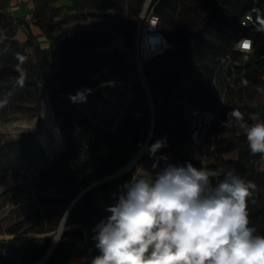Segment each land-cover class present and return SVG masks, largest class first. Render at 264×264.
Wrapping results in <instances>:
<instances>
[{
  "label": "trees",
  "instance_id": "trees-1",
  "mask_svg": "<svg viewBox=\"0 0 264 264\" xmlns=\"http://www.w3.org/2000/svg\"><path fill=\"white\" fill-rule=\"evenodd\" d=\"M144 2L70 0L71 11L57 20L58 10L65 3L37 0L32 22L46 36L49 47L42 49L36 36L30 33L25 43L11 40L9 48L0 55V111L20 108L22 100L38 105L47 91L63 139L62 150L50 159L37 133L11 138L0 132V174L23 172L32 195L9 228L12 237L0 239L1 264H36L44 259L54 243L52 232L61 225L74 200L91 185L69 209L60 240L44 264H69L73 258L91 264L99 254L92 239L93 229L110 215L105 209L116 202L112 192L131 180L134 169L106 178L124 166L130 148L145 143L148 136L136 134L132 145L128 144L123 132L128 121L118 128L112 126L103 103L107 101V91H113V83L131 82L132 63L117 58L100 66L91 53L106 46L116 30L129 39V44H134L136 17ZM87 3L113 12H88ZM75 9L83 13H75ZM149 10L159 16V31L170 45L143 63L154 102H160L146 153L147 158H157L192 142L194 128L184 112L183 101H192L191 110L216 112V119L206 130L209 131L218 123L225 105L216 87L221 86L229 95L232 91L227 85L229 79L239 77L251 87L264 82V31L241 24L246 13L256 19L259 10V15L264 16V0H153ZM72 20L74 23L69 24ZM0 23L7 33L16 29L13 18L1 10ZM19 24L28 25L24 19ZM244 37L252 39L251 53L236 48ZM27 46H34L37 61L28 55ZM17 53L26 57L23 64L19 63ZM18 67L26 73L23 87L17 83ZM170 71L173 74L168 88L159 100L153 77ZM85 89L91 90L86 93V102L73 103L69 99L70 94ZM158 140H163L165 146L150 156L149 148ZM207 141L201 152L212 161L206 169L235 170L236 175L255 185L247 201L249 226L256 229L255 234L264 235V169L250 166L264 155L252 154L247 139L218 134L213 146ZM222 177L223 172L220 178H212L213 185ZM96 181L99 183L93 185ZM99 196L103 205L99 204ZM74 223L80 227L68 228Z\"/></svg>",
  "mask_w": 264,
  "mask_h": 264
},
{
  "label": "clouds",
  "instance_id": "clouds-1",
  "mask_svg": "<svg viewBox=\"0 0 264 264\" xmlns=\"http://www.w3.org/2000/svg\"><path fill=\"white\" fill-rule=\"evenodd\" d=\"M257 11V31H264V18ZM246 26V25H243ZM238 49L251 53L253 42L238 41ZM20 64L26 57L17 53ZM243 59L246 61L248 55ZM18 85L23 87L26 73L19 67ZM90 89L69 95L73 103L86 102ZM233 108L223 127L237 125L246 134L252 154L264 155V122ZM165 146L158 140L149 148L155 156ZM167 160V157H160ZM149 171L138 167L131 180L122 185L110 213L95 225L92 239L99 254L91 264H264V235L250 227L247 201L255 189L235 170H211L166 163ZM222 179L213 185L212 178Z\"/></svg>",
  "mask_w": 264,
  "mask_h": 264
},
{
  "label": "rangeland",
  "instance_id": "rangeland-1",
  "mask_svg": "<svg viewBox=\"0 0 264 264\" xmlns=\"http://www.w3.org/2000/svg\"><path fill=\"white\" fill-rule=\"evenodd\" d=\"M152 1L153 0H145L142 11L136 17L134 44H129V39L116 30L106 46L97 48L91 53L95 62L100 66L117 58H126L132 63L131 82L113 83V91H107V101L103 102L104 107L108 109V113L110 114L109 119L113 122L112 126L118 128L125 121H128L129 124L127 129L123 132L125 133V141L130 145H132L131 140L136 134H139L140 137H147L149 135L151 126L157 115L156 110H158L160 105L159 101L154 102L151 86L144 72L143 63L145 61L139 55L136 45L138 24L142 18H146L149 15V7ZM210 1L216 2L217 0ZM36 2L37 0H33L34 4ZM62 2L65 4L59 8L58 15L55 18L57 20L61 19L71 11L69 7L70 0H62ZM85 9L88 12H98L99 10L98 7H95L90 3H87ZM73 11L75 13H83L82 10L79 12L78 9ZM99 11H104L106 13L113 12L112 10L105 11L102 9ZM32 19L33 16H31L30 20ZM88 19H91V16H88ZM72 23H74V20L69 22V24ZM172 74L173 71L166 74L157 73V75L153 77V84L157 89L155 95L157 99H162V95L168 88ZM145 83L150 91L151 99H149L147 95ZM227 85L231 86L232 89L231 93H229L230 96L221 90V86L216 87L218 93L224 98L225 105L219 113L218 123H215L209 131L205 132L201 143L187 142L180 146L175 152L165 153L157 158H147L146 149L140 159L132 164L134 157L139 153L142 146L145 145V143H139L130 148L128 162L117 169L116 172L129 165L130 167L128 169H134V173L137 170L138 174H142L141 170L137 169L138 167L151 171L153 170V165L156 164V170L158 171L162 169L166 163L184 165L186 162H190L197 168H206V165L212 161V158H206L202 155V149L207 147L204 142L205 139H207V143L212 146L214 145V136L218 134L236 137L238 140L246 139V134L243 129L239 128L237 125H234L232 128H225L223 127L222 122L227 119V113L233 108L238 109L244 114V122L249 125L253 123V121L249 119L250 114L253 113L258 114L260 118L259 122H264V82L261 81L258 86L251 87L246 85L241 78L236 77L227 80ZM65 96L67 95L65 94ZM187 100L188 101L182 102V106L185 114L188 115L192 128H194L195 120L192 119L193 114L191 111V104L193 103L189 99ZM93 101H95L94 98ZM97 101L102 102L98 97ZM42 104V113L38 115V120L36 118L28 120V122H30L28 129L20 128L17 124L14 125V123L5 124L4 128L6 129V135L11 138L21 137L27 133V131L38 132L40 136H42V141L48 151L49 157L52 158L62 149L63 143L59 135L57 124L53 121V115L49 103L43 102ZM160 157H167V160L160 159ZM250 166L264 169V156L252 161ZM98 183L99 181H96L93 185ZM28 191L27 178L23 172L0 174V239H6V237L12 236L9 232L10 226L16 222L15 220L21 215L32 198V195H30ZM121 191L122 189L112 192L114 199ZM97 199L99 200V204L103 205V198L99 196ZM65 216L67 221V215ZM59 231L60 226L56 231L52 232L54 240H56Z\"/></svg>",
  "mask_w": 264,
  "mask_h": 264
},
{
  "label": "crops",
  "instance_id": "crops-1",
  "mask_svg": "<svg viewBox=\"0 0 264 264\" xmlns=\"http://www.w3.org/2000/svg\"><path fill=\"white\" fill-rule=\"evenodd\" d=\"M33 8H34L33 0H0V10L3 11V13H6L13 18V23H14L15 28H16L14 31H10L9 33H7L6 30L3 28V26L0 23V55L9 48L11 40L17 39L19 42L25 43L29 39L30 33L34 34L36 36V41H38V43L42 49H47L49 47V41L46 38V36L43 35L41 29L37 25H35L32 22V20H30L31 16H33V11H34ZM21 19H24L28 23V25L19 24ZM31 38H33V36ZM34 40H35V37H34ZM26 52L28 53V55H30V57L32 59L34 58V61H37L38 57H37V54L35 52L34 46H27ZM40 92H42V89ZM43 102H48L50 105V109H51V112L53 115V121H55L57 124V128L59 130V135H60L61 141L63 143L60 128H59V125H58V123L54 117L53 110H52L51 103H50L49 94L47 91H44V93L42 95L41 102L38 105L33 101L22 100L20 102V105H21L20 108L8 107L5 110V112L0 111V132L6 134V129L4 128V125L7 123H10V124L14 123V125L17 124V126H19L20 128L28 129V126L30 124V122H28V120L32 119V118H36L38 120V115H40V113H42V110H43V104L42 103ZM35 105H37L38 108L34 109ZM186 116L188 117L187 114H186ZM191 116H192V114H191ZM191 116H189V117H191ZM192 119L195 120L193 116H192ZM37 123H38V121H37ZM28 132H30V131H27V133ZM31 132L37 133L42 144L44 145V143L42 141V136H40V134L36 131H31ZM44 147H45V145H44ZM46 152L48 154L47 149H46ZM48 156H49V154H48ZM54 157H52V158L49 157V158L53 159ZM91 187H92V185L87 187L86 189H84L79 194L77 199L86 190L90 189ZM77 227H80V224L74 223V224H71L68 226V228H77ZM11 237H6V239H9ZM0 264H1V262H0ZM69 264H85V263H84V259L82 260L79 258H73Z\"/></svg>",
  "mask_w": 264,
  "mask_h": 264
},
{
  "label": "built area",
  "instance_id": "built-area-1",
  "mask_svg": "<svg viewBox=\"0 0 264 264\" xmlns=\"http://www.w3.org/2000/svg\"><path fill=\"white\" fill-rule=\"evenodd\" d=\"M264 18V16L262 17ZM159 16L151 10L146 18H142L138 24L136 33L137 50L141 58L146 61L154 55L165 51L169 47L168 40L159 31ZM244 27L257 29V21L251 13H246L241 19ZM252 40L249 37H244ZM238 44V43H237ZM236 48L238 49L237 45ZM195 126L191 141L201 143L203 136L210 125L216 119V112L211 109H193ZM45 258L36 264H44Z\"/></svg>",
  "mask_w": 264,
  "mask_h": 264
},
{
  "label": "water",
  "instance_id": "water-1",
  "mask_svg": "<svg viewBox=\"0 0 264 264\" xmlns=\"http://www.w3.org/2000/svg\"><path fill=\"white\" fill-rule=\"evenodd\" d=\"M145 85H146V83H145ZM145 89H146V92H147V95H148L149 99H151L150 91H149L147 85L145 86ZM153 129H154V122H153V124H152V126H151L150 133H149V135H148V137H147V139H146V142H145V144H146L147 146H148V144H149V142H150V140H151L152 133H153ZM129 167H130V166L127 165V166L124 167L122 170H120V171L114 173L113 175H111V176H109V177H107V178H111V177L117 176V175L123 173V171L127 170ZM107 178H106V179H107ZM104 180H105V179H104ZM75 201H76V199L74 200V202H75ZM74 202L71 204V206L69 207V209L72 207V205L74 204ZM66 215H67V213H66ZM64 220H66V216H65ZM65 222H66V221H62V223H61V225H60V231H59V234H58L59 238H58V240H57L56 242H55V240H54V243H53L52 247L50 248V250L48 251V253H47L46 256L44 257L45 259H46V258L52 253V251H53L54 248L56 247L58 241L60 240V237H61V234H62V231H63L64 225H65Z\"/></svg>",
  "mask_w": 264,
  "mask_h": 264
},
{
  "label": "bare ground",
  "instance_id": "bare-ground-1",
  "mask_svg": "<svg viewBox=\"0 0 264 264\" xmlns=\"http://www.w3.org/2000/svg\"><path fill=\"white\" fill-rule=\"evenodd\" d=\"M147 149V145H143L141 150L139 151V153L134 157L133 161H132V164L134 162H136L138 159H140V157L143 155V153L145 152V150ZM63 221H66V220H63ZM59 236H57L55 242L58 240Z\"/></svg>",
  "mask_w": 264,
  "mask_h": 264
}]
</instances>
